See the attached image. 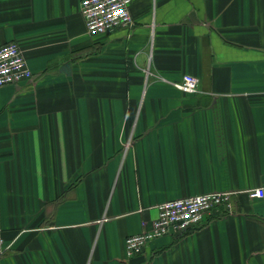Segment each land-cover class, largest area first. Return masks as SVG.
<instances>
[{
	"label": "crops",
	"instance_id": "1",
	"mask_svg": "<svg viewBox=\"0 0 264 264\" xmlns=\"http://www.w3.org/2000/svg\"><path fill=\"white\" fill-rule=\"evenodd\" d=\"M80 3L0 0L34 73L0 87V264H264V0H133L95 35ZM211 191L232 212L127 255L160 202Z\"/></svg>",
	"mask_w": 264,
	"mask_h": 264
},
{
	"label": "built area",
	"instance_id": "2",
	"mask_svg": "<svg viewBox=\"0 0 264 264\" xmlns=\"http://www.w3.org/2000/svg\"><path fill=\"white\" fill-rule=\"evenodd\" d=\"M132 2L133 0H81L80 10L87 31L95 35L130 25L134 21ZM33 74L19 42L12 40L0 45V87L30 79ZM176 84L186 93L199 90V78L192 74H185ZM248 194L252 198H262L264 187L249 189ZM231 196L232 191H211L160 202L156 206L158 216L151 226L144 224L141 232L126 237L127 255L140 253L150 241L163 235L185 234L207 221V217L216 211L232 212ZM9 248L5 238L0 236V259Z\"/></svg>",
	"mask_w": 264,
	"mask_h": 264
}]
</instances>
